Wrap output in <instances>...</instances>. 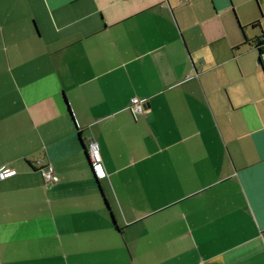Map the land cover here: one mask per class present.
I'll return each mask as SVG.
<instances>
[{"label":"crops","instance_id":"obj_1","mask_svg":"<svg viewBox=\"0 0 264 264\" xmlns=\"http://www.w3.org/2000/svg\"><path fill=\"white\" fill-rule=\"evenodd\" d=\"M263 31L264 0H0V264H264Z\"/></svg>","mask_w":264,"mask_h":264},{"label":"built area","instance_id":"obj_2","mask_svg":"<svg viewBox=\"0 0 264 264\" xmlns=\"http://www.w3.org/2000/svg\"><path fill=\"white\" fill-rule=\"evenodd\" d=\"M263 40H264V37H263ZM260 59H261V61H264V51H263V53L260 54ZM131 108L135 113H141L142 114V113H144L145 104L139 98L133 97L131 99ZM88 152H89V157H90V160L92 162V165L98 171H101V173H103L102 176H104L105 172H104L103 166H102V155H101V150H100V146H99L98 142H96L94 140L89 141ZM15 172L16 171H14V170H10V171L1 170L0 171V179L1 180L6 179L7 177L14 175ZM40 172L48 184L55 183L56 181H58V176L56 175L54 167L51 164H47V165L43 166L40 169ZM7 173H12V174L7 175Z\"/></svg>","mask_w":264,"mask_h":264},{"label":"trees","instance_id":"obj_3","mask_svg":"<svg viewBox=\"0 0 264 264\" xmlns=\"http://www.w3.org/2000/svg\"><path fill=\"white\" fill-rule=\"evenodd\" d=\"M252 25L255 26L256 23H254V24H252ZM263 37H264V31H263V33L261 34V36L258 38V41H257V44H256L257 49L259 50L260 54L263 53V51H264V47H263V46H264V40H263ZM89 158H90V157H89ZM90 162H91V160H90ZM104 200H105L106 205L108 206V209H109L110 214L112 215V219H113L114 224L116 225V227H118V226H117V220H116V217H115L114 211H113V209H112V207H111L110 202H109L108 199L106 198V196H104Z\"/></svg>","mask_w":264,"mask_h":264},{"label":"snow or ice","instance_id":"obj_4","mask_svg":"<svg viewBox=\"0 0 264 264\" xmlns=\"http://www.w3.org/2000/svg\"><path fill=\"white\" fill-rule=\"evenodd\" d=\"M12 173H7V175H11ZM103 173H101V175H102Z\"/></svg>","mask_w":264,"mask_h":264}]
</instances>
